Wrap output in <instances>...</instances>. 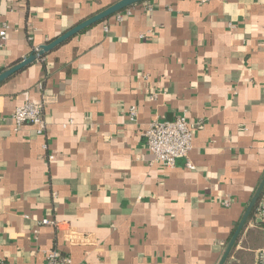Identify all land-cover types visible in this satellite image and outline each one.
<instances>
[{
  "label": "crops",
  "instance_id": "obj_1",
  "mask_svg": "<svg viewBox=\"0 0 264 264\" xmlns=\"http://www.w3.org/2000/svg\"><path fill=\"white\" fill-rule=\"evenodd\" d=\"M117 1L0 0V72ZM130 9L0 82V260L40 264L56 247L71 264H218L242 219L264 176V0ZM27 101L43 106L45 135L14 129ZM179 114L201 122L193 169L151 163L145 144L150 122ZM260 247L253 211L223 264H254Z\"/></svg>",
  "mask_w": 264,
  "mask_h": 264
},
{
  "label": "built area",
  "instance_id": "obj_2",
  "mask_svg": "<svg viewBox=\"0 0 264 264\" xmlns=\"http://www.w3.org/2000/svg\"><path fill=\"white\" fill-rule=\"evenodd\" d=\"M200 1L207 2L209 0ZM131 6L114 13L113 20L115 22H121L124 14L130 13ZM147 8L150 9L151 7L148 5ZM8 27L6 22L2 23L0 28L1 44L7 38ZM103 27L104 30L107 31L109 29V24L105 23ZM38 50V47H35L32 52L37 54ZM36 60L42 62L44 57L38 55ZM145 78H147V76H145ZM156 95V92H151L149 94V99L154 100ZM127 114L131 120H134L137 116L136 105H130L127 109ZM10 116L14 122L15 130L22 124H31L35 127L38 134H46L47 121L42 105L27 101L16 106ZM200 127L201 122H198L196 125L191 124L183 114L175 116L172 120L155 119L150 122L144 130V138L146 147L152 154L151 163H159L165 167H172L177 158H186V165L193 169L194 165L189 161L188 157L192 148L195 129ZM49 159H54V156L50 155ZM224 204L226 205L228 202L224 201ZM254 216L258 219H264V198L258 200L254 208ZM40 224H48L55 228H59L60 221L55 218L45 217L41 219ZM0 264L12 263L0 260ZM40 264H71V258L54 247L45 251L44 261ZM254 264H264V247H260L256 250Z\"/></svg>",
  "mask_w": 264,
  "mask_h": 264
},
{
  "label": "water",
  "instance_id": "obj_3",
  "mask_svg": "<svg viewBox=\"0 0 264 264\" xmlns=\"http://www.w3.org/2000/svg\"><path fill=\"white\" fill-rule=\"evenodd\" d=\"M141 1L144 0H118L117 2H115L114 4H112L111 6L107 7L106 9H104L103 11L89 17L88 19L78 23L77 25H75L74 27H72L71 29L67 30L66 32L62 33L61 35H59L58 37H56L55 39H53L52 41L45 43V44H41L38 46V52L37 54H35L34 52H31L26 58H24L23 60H21L20 62H18L17 64H15L14 66L0 72V82L4 81L5 79H7L9 76H11L13 73L19 71L20 69H22L24 66L30 64L31 62L35 61L37 56H44L46 52H48L49 50L53 49L55 46L59 45L60 43L64 42L65 40H67L68 38H70L71 36H73L74 34H76L77 32L81 31L82 29L98 22L101 20H104L105 18H108L109 16L113 15L114 13L128 7L131 6L133 4L139 3ZM264 187V176L260 182V184L258 185L254 195L252 196L243 216L242 219L240 220L238 226L236 227L232 237L230 238L218 264H223V262L225 261L231 247L233 246L237 235L239 233V231L241 230L245 220L247 219V217L249 216V214L251 213L252 209L254 208L260 194L261 191Z\"/></svg>",
  "mask_w": 264,
  "mask_h": 264
},
{
  "label": "trees",
  "instance_id": "obj_4",
  "mask_svg": "<svg viewBox=\"0 0 264 264\" xmlns=\"http://www.w3.org/2000/svg\"><path fill=\"white\" fill-rule=\"evenodd\" d=\"M142 2V1H141ZM140 3V2H139ZM261 198H264V187H263V189H262V191H261V194H260V196H259V198H258V200H260ZM258 200H257V202H258ZM257 202H256V204H257ZM256 204H255V206H256ZM255 206H254V208H255ZM254 208L252 209V212H251V214L253 213V211H254Z\"/></svg>",
  "mask_w": 264,
  "mask_h": 264
}]
</instances>
